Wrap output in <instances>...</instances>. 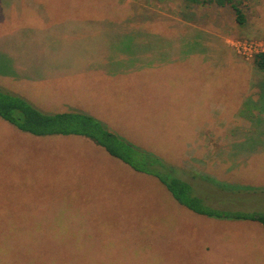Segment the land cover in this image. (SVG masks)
Returning <instances> with one entry per match:
<instances>
[{"label":"rangeland","instance_id":"rangeland-1","mask_svg":"<svg viewBox=\"0 0 264 264\" xmlns=\"http://www.w3.org/2000/svg\"><path fill=\"white\" fill-rule=\"evenodd\" d=\"M243 9L238 26L189 0H0V89L93 117L209 205L264 214V141L233 155L264 125L245 100L264 0ZM0 264H264V227L188 209L85 135L0 118Z\"/></svg>","mask_w":264,"mask_h":264},{"label":"trees","instance_id":"trees-1","mask_svg":"<svg viewBox=\"0 0 264 264\" xmlns=\"http://www.w3.org/2000/svg\"><path fill=\"white\" fill-rule=\"evenodd\" d=\"M189 1L199 6L215 5L217 7L228 8L234 14V19L238 26H242L246 22L243 9L245 0ZM130 39L134 41V33L129 38V40ZM200 39L201 38L196 37L195 40H190L187 42V44H195L197 42L201 44L199 41ZM146 49L147 47L142 45L140 47L134 48V55L140 54L142 52L144 53V51L146 53ZM159 55L164 56V52H160ZM252 67L255 71V81H252V88L256 90V98L253 99L250 95H248L246 96L245 100L247 103H253L256 107L258 104H261V108L263 107L264 111V50H260L252 55ZM261 101H263V103ZM262 116H264V114L259 111L257 116H255L254 123L256 120H258L257 122H264L259 121V118L264 120V117ZM0 118L10 123L18 130L28 132L36 136L53 134L85 135L89 137L90 140L96 145L101 146L108 154L129 165L132 169L136 171L152 173L168 188L173 197L188 209L213 218L255 221L264 227L263 213L214 207L209 205L206 202V199L197 193L198 190L191 183L180 176L172 177L170 180H168L161 171L163 162L160 159L158 160L155 157L148 158V153L141 149L139 150L134 148L128 142H125L119 138L112 131L108 130L100 122L87 114L69 112L53 113L43 111L23 97L0 89ZM256 128L258 131L248 135L244 140H241V142L239 141V143L236 144L237 148H235L236 150L234 151L235 153L233 155H236L240 150V152H243L247 156V151L242 150L244 148L242 144L245 146L249 144V141L254 138L253 136L257 137L255 138L256 146L261 145L262 141H264V125L259 123ZM256 146H253V143H250L249 149ZM250 151L254 152L255 149ZM237 155L240 156L239 154ZM157 163L158 171H150L149 166L151 164L156 165ZM193 192H195V194Z\"/></svg>","mask_w":264,"mask_h":264},{"label":"built area","instance_id":"built-area-1","mask_svg":"<svg viewBox=\"0 0 264 264\" xmlns=\"http://www.w3.org/2000/svg\"><path fill=\"white\" fill-rule=\"evenodd\" d=\"M246 50H248V51H253V50H250V48L248 49V47H247V49ZM260 51V50H259ZM256 52H258L257 50H255V52H253L252 54H251V56L254 54V53H256Z\"/></svg>","mask_w":264,"mask_h":264}]
</instances>
